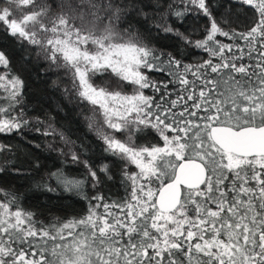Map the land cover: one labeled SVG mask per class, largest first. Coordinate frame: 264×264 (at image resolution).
Listing matches in <instances>:
<instances>
[{"label":"snow or ice","instance_id":"obj_1","mask_svg":"<svg viewBox=\"0 0 264 264\" xmlns=\"http://www.w3.org/2000/svg\"><path fill=\"white\" fill-rule=\"evenodd\" d=\"M183 3V10L173 4L168 10L180 19L194 8L207 18L203 39L190 40L170 25L157 27L206 52L209 59L197 65L150 46L135 30H121L128 7L117 0H61L55 5L59 11L47 0L0 3L3 30L65 70L70 90L93 106L94 116L98 110L102 125L111 130L98 129L104 151L138 169L123 173L131 194L122 204L96 203L85 216L50 224L38 221L18 196L0 187V264H264V0H236L253 13L244 31L229 27L227 20L218 22L212 0ZM85 18L91 27H78L76 21ZM253 52L258 53L255 64L242 62ZM9 65L0 51V67L7 69L0 74V88L7 92L0 133L29 123L22 110L13 115L24 81L8 78ZM169 69L168 83L178 84L181 92L166 100L168 85L148 72ZM104 74L127 82L131 94L92 82ZM161 88V102L145 95V89L160 93ZM178 105L182 110L173 112ZM36 123L44 122L36 118ZM146 128L159 133L162 146L135 143L136 133ZM57 134L63 139L46 125L43 135ZM71 157L79 162L75 152ZM100 171L107 174L108 165ZM51 176L65 191L83 194V180L60 170Z\"/></svg>","mask_w":264,"mask_h":264},{"label":"trees","instance_id":"obj_2","mask_svg":"<svg viewBox=\"0 0 264 264\" xmlns=\"http://www.w3.org/2000/svg\"><path fill=\"white\" fill-rule=\"evenodd\" d=\"M5 0H0L4 3ZM53 4V9L61 0H47ZM128 7L127 15L120 22L121 30L137 31L150 44V46L170 52L184 64L197 65L209 59V55L193 44H186L174 33L160 31L157 26L170 25L190 40L204 38V29L209 21L202 14L197 13L194 8L178 19L168 10V5L183 10L186 6L183 0H117ZM159 4L160 7H156ZM211 8L213 16L217 21L227 20L228 26L238 31H244L249 26V20L253 13L247 7L241 8L236 0H212ZM141 13H147V16ZM165 15L162 16L161 14ZM78 27H91L88 18L76 21ZM224 43H232L225 37H218ZM243 47H247L244 41H236ZM259 47V45H257ZM0 51H4L10 60L11 73L8 75L19 76L24 81L22 95L18 98L13 115L21 110L25 119L29 121L26 126L10 133H0V145L5 146L0 151V167L5 171L0 173V187L11 191L20 199L21 206L35 213L36 219L44 224L56 221H68L72 218L85 216L90 205L96 203L122 204L128 200L131 194V184L124 177L126 171L125 161L105 152V144L96 131L89 125V118L93 106L83 102L71 89V81L62 68L50 65L44 59L41 50L27 41H18L17 38L8 35L0 26ZM40 53V54H38ZM258 53L253 52L252 58L244 57L242 62L255 64ZM2 69H4L2 67ZM7 72V69H4ZM149 71L148 75L155 81L168 85L167 91L170 97L175 99L177 93L181 92L178 84L168 83L173 78L168 72ZM189 80L194 79L191 75ZM92 82L95 85H108L110 90H117L131 94L132 88L127 82H118L112 74L97 75ZM65 89H69L66 93ZM165 89L160 93H154L151 89H145V95L155 96L157 102ZM192 102L189 101V104ZM6 97L2 96L0 89V106L6 105ZM182 106H177L173 112L178 113ZM187 116V114L185 113ZM36 118L43 121L37 124ZM51 124L57 130L56 136H45L46 125ZM39 128V131L36 129ZM106 131H111L105 128ZM169 135L173 133L169 132ZM118 138L124 139L123 136ZM135 143L139 145H161L163 140L159 133L152 128H146L143 132H137L134 137ZM79 156V162H73L71 153ZM83 161H87L92 171L97 173L99 183L88 175V168ZM108 165L109 172L105 174L100 171L102 166ZM19 169V173H17ZM62 171L67 177L84 181L83 194L77 191H65L63 186L57 183L51 173ZM227 183V182H226ZM37 185H41L37 187ZM95 185V186H93ZM154 188L158 185H153ZM53 188L55 191H48ZM102 196L103 201H97L94 197ZM0 199H3L0 196ZM100 211H103L102 209ZM111 211L117 212L116 208ZM191 215V212L189 213Z\"/></svg>","mask_w":264,"mask_h":264},{"label":"rangeland","instance_id":"obj_3","mask_svg":"<svg viewBox=\"0 0 264 264\" xmlns=\"http://www.w3.org/2000/svg\"><path fill=\"white\" fill-rule=\"evenodd\" d=\"M3 73H5V70L2 69V67H0V74ZM8 78L11 79L12 77L8 76ZM0 89H2V96L6 97L7 96L6 90L3 88ZM96 113L97 114L94 116V113L92 112L91 117L89 118V125L91 126V128H93L96 131V134L99 136L98 129H102L104 132H109V131H106L105 130L106 126L102 125V121L98 114V110H96ZM125 165H126V172H128L129 174L138 172V169L134 164H130L125 161Z\"/></svg>","mask_w":264,"mask_h":264}]
</instances>
